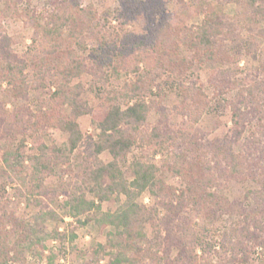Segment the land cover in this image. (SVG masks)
Listing matches in <instances>:
<instances>
[{"label":"rangeland","instance_id":"374dc122","mask_svg":"<svg viewBox=\"0 0 264 264\" xmlns=\"http://www.w3.org/2000/svg\"><path fill=\"white\" fill-rule=\"evenodd\" d=\"M140 1L148 2L149 0ZM20 2L18 14L2 17L0 26L9 39L12 56L23 62V74L17 82H22L25 87L20 93H16V90L10 92L11 86L5 79L0 78V113L12 123L16 114L22 118V121H27L28 118V123H34V128L26 131L25 135L18 132L14 138L6 136L0 139V146L8 142H13L14 146L19 145L21 139H24L22 148L24 156L43 155L42 162L48 165L50 170H43L42 174L32 176L34 162L30 159H25L22 166L10 170L4 167L0 150V173L3 169L6 170L4 176L6 185L3 191L0 190V197L3 196L9 201L7 212L19 219H30L31 222H35V215L41 211L50 209L54 212L53 218L47 219L44 224L36 221L37 225H35L39 235H42L43 230L53 232L57 229L62 237L47 242L49 250L57 255L54 264H96L97 261H99L98 264H107L113 257V253L118 249L122 250L123 247L127 248L126 255L130 256V262L127 264H152L148 258L141 257L142 252L140 251L148 247V243L139 242L137 233L142 230L151 239L155 234L152 225L157 223L156 226L161 229L160 219H164L166 211L163 207L157 206L155 198L148 191L139 195L134 203L148 211L157 206L159 212L154 218L157 221H144L133 225L129 238L126 235H119L123 229L117 230L106 222H98L99 215L93 212H84L78 216V220L74 219L68 215L69 211L64 204L70 194L76 192L78 195L79 191L74 189L78 188L84 179L83 175L86 173L84 169L87 168H84L85 164L92 167L96 161L106 164L112 160L107 150L97 156L92 154L90 147L91 143L96 140L98 130L92 123L90 110L112 103L115 97L116 102L123 103L122 94L124 92L134 94L131 103L134 99L144 98L149 102L150 107L146 120L138 129H134L133 126L127 127L131 139L135 142L131 152L126 155L125 160L119 166L124 180L128 182L132 180L133 162L138 160L145 164H154L159 169L156 174L158 183H162L168 193H174L178 198L181 196L188 198L190 181L203 176L201 165L199 167L191 155H194L197 161L198 156H201L200 159L205 160L203 165L207 166L209 162V168L205 169L210 175L213 174L218 183L213 186L212 190L219 191V195L224 196L229 202L243 203L245 208L254 206L252 195L249 194L248 197L247 194L251 190L260 189L261 186L249 178L246 180L229 178V168L224 165L225 162L220 158V153L229 145L234 153H239L243 149H248L249 145H252L251 141L258 139L256 147L259 149L251 155V159L259 160V163L260 157L264 155V138L260 137L258 130V127L264 130V120L258 119L257 115L256 120H250L252 122H247L248 124L242 127L243 133L240 140L236 141L229 137L233 126L231 102L236 104L240 96L239 91L252 84V81L261 80L264 76L262 69L264 68V4L261 5L260 12L255 13L252 9L238 6L230 0H160L161 6L160 8L156 6V9L163 11L165 20L172 24L173 31H176L175 37L178 39L177 47L170 49L172 59L177 58L175 51L181 50L185 56L193 54L182 42L184 35L190 33L195 36L209 13L218 7L221 10L218 12L219 21L216 23L221 24L219 35L220 39L226 42L222 49L227 57L217 61L210 59L203 63H195L189 70L185 69L186 72L179 79L189 86H197L202 95L206 97L208 107L198 122L191 127L194 138H189L188 142L174 139L167 144L168 148L163 153L151 154L145 149L146 138L153 132L157 133L154 129L161 119H163L160 123L161 128L178 126L183 117L177 111L184 110L185 106L180 94L170 83L169 71L159 62L163 61L159 48L154 50L152 46V40L156 37L157 27L160 25L158 14L150 16L148 8L146 14L144 11L141 12L142 9L139 12L134 11L135 14H130V11L122 7L118 0H84L81 3V8L95 10L97 18L101 19L100 24L105 25L103 36L109 43V49H113L114 44L125 48L122 51L121 65L113 68V65H116L114 63L110 67L100 66L98 68V64L93 63L92 60L98 56L94 49L100 47V40L93 38V33H91L93 28H84L81 48L75 45L65 46L64 51L73 50L77 57L88 61L86 70L70 80L67 86L71 92V98L78 105L87 107L86 112L77 119L85 144L81 145L80 149L69 152L67 151L68 135L56 125V122L52 126L49 124L51 123L50 116L68 114L71 107L68 103L60 105V101L52 97L60 82V78L56 75L55 63L44 65L38 59L40 56L46 58L55 45L53 41L45 42L37 47L36 54L33 43L36 31L30 17L33 16L32 13H46L45 0H20ZM6 3H13V0H0V9L5 8ZM153 3L155 2L152 0L151 5ZM23 9L28 11V15L23 14ZM115 9L127 11L128 16L121 17V22H119L105 14L106 11L113 13ZM104 16L108 17L110 23L103 20ZM80 23H82L81 20ZM34 53L35 58H33ZM68 56L70 55L66 57ZM53 57L60 56L55 54ZM36 64L39 65L36 66ZM227 80H229L228 85L223 86L222 82ZM260 104L264 106V99ZM27 109L30 111L26 114ZM39 109L41 112H38ZM9 125L12 124H8V128ZM190 139L195 140V146L192 145ZM185 156L188 157L184 163L185 169L179 174L174 173L170 168H181L180 163ZM217 157L218 160H216ZM84 159L88 163H84ZM215 161L216 164H214ZM261 171L263 168H257L258 173ZM21 179H25L27 189L22 186ZM46 189L51 191L46 193L53 200L50 201L47 195L45 196ZM57 191L60 192L57 193ZM92 197L91 193L85 192L87 200ZM27 198H30V201ZM117 199L123 201L124 196L115 194L112 200L102 202L101 212L115 211L119 204ZM239 221L240 215L236 212L224 213L214 220H206L192 209L187 208L182 209L179 217L175 218L172 230L175 229L177 233H181L182 228L201 230L203 226L208 227L210 232L205 234L212 236V264H226L223 262L225 253L222 251L220 241L224 237L222 235L228 234ZM160 231L159 239H162L165 230ZM166 241L167 246H170L169 257L171 259H175L180 250L189 248V245L180 246L179 241L170 242L165 239L164 244ZM252 251L249 264H261V248L256 247ZM42 253V259L37 261V264L48 262L49 251L45 249ZM195 253L200 255L202 250L196 248ZM163 254V250L158 251L159 256ZM30 260V263L26 264L35 262L33 258Z\"/></svg>","mask_w":264,"mask_h":264},{"label":"trees","instance_id":"16d2710c","mask_svg":"<svg viewBox=\"0 0 264 264\" xmlns=\"http://www.w3.org/2000/svg\"><path fill=\"white\" fill-rule=\"evenodd\" d=\"M83 1L45 0L46 13H32L33 16H29L33 20L32 25L36 31V38L33 40L36 50H34L35 53L37 54L38 52L37 47L45 42L53 41L55 45L52 48L53 51L51 50L46 58L40 56L38 59L44 65L51 62L55 63L56 75L60 78V82L52 97L58 99L61 103L60 105L68 103L71 107V111L68 114H57L55 117L50 116L51 123L49 124L52 126L56 122V125L68 135L67 151L69 152L78 150L81 145L85 144L77 119L81 114L86 112L87 107L85 105H78L71 98V92L67 89V86L70 80L86 70L88 61H83L85 59L77 57L73 50L64 51L65 46L70 45L72 47L75 45L81 48L84 28H93V32L91 31L93 38L100 40V47L94 49V52L98 56L92 60L93 63L98 64V68L100 66L110 67L114 63L116 65H113V68L114 66L121 65V59L123 58L122 51L125 48L123 46L117 47L114 44L112 45L113 49H109V43L103 36L105 25L100 24L99 21L101 19L97 18L95 10L80 7ZM118 1L122 7H126L127 11H130V14H135L134 11L139 12L141 9V12L144 11L146 14V9L148 8L151 14L150 16L158 14L160 18L158 20L160 21V25L157 27L156 37L152 40V46L154 50L159 48V52H161L160 56L163 57V61L160 60L159 62L169 71L171 76L170 83L180 94L185 104L184 110L182 109L183 111L181 109L177 111L183 117L178 126L161 128L160 123L163 121L161 119L159 125L154 129L157 133L153 132L152 137L149 136L146 138L144 143L146 150H149L151 154L163 153L168 148L167 144L170 141L179 139L188 142L189 138L195 137L191 127L198 122L208 107V101L202 95L200 89L195 85L189 86L185 84L179 78L195 63H203L210 59L217 61L227 57L226 52L222 49V46L226 42L220 39L221 36L219 35V27L221 24L216 23V21H219L218 12L221 9L218 7L209 13L195 36H192L190 33L184 35L182 42L193 54L191 56H185L181 50L175 51L177 58L172 59V51L170 49L177 47L176 42H178V39L175 37L176 31H173L172 24L165 20L163 11L156 9V6H158L157 8L161 6L160 0H153L155 2L153 5H151L152 0H149L151 3L140 0ZM230 2L243 8L252 9L255 13H259L262 9L261 5L264 4V0H230ZM20 4V0H13V3H6L5 8L0 9V21L4 16L18 14ZM22 12L28 15V11L25 9ZM126 12L115 9L113 13L106 11L105 14L121 22V17L128 16ZM80 20L82 23H80ZM103 20L110 23L107 16H104ZM96 29L98 31H94ZM139 42L142 43V41ZM9 46V39L0 26V78L5 79L8 85L11 86L12 89L10 88V92L16 90V93H20L25 86L22 85V82L18 83L17 80L23 74L24 65L21 60L12 56ZM35 53L33 54V58L36 57ZM53 54H58L60 57L54 58ZM67 55L70 56L66 57ZM262 69L264 75V68ZM228 82L229 80L223 81L222 85L227 86ZM135 92L137 91L135 90ZM239 92L240 96L236 104L231 102L230 106L233 126L229 137L236 141L241 139L243 133L242 127L252 122L250 120H256V115L258 119L261 118L264 120V106L260 104L264 99V76L261 80L252 81V84L244 87ZM133 98L134 94L130 95L128 92H124L122 94L123 103L116 102L115 97V99H112L114 103L101 105L95 110L89 109L92 115V123L98 130L96 140L91 143L90 148L92 154L97 156L107 150L112 160L106 164L96 161L92 167L86 164L84 165V168L87 167L84 169L86 172L83 175L84 179L81 185L74 189L75 191H79L78 195L74 191L75 193L70 194L64 203L69 211L68 215L78 220L77 218L80 214L93 212L99 215L98 222H106L117 230L120 228L123 229V232L119 235H126L129 238L133 225L144 221H157L154 218L158 216L159 211L157 206L159 205L166 211L164 219H160L162 223L161 229L165 230V234L162 239H159L158 233L161 232V229L156 226L157 223L152 225L154 226L155 234L151 239L140 230L137 233L139 242L148 243V247L141 249V257L148 258L152 264H212V236L205 234L206 232H210L209 228L203 226L201 230H193L188 227L187 230L182 228L180 230L181 233H177L175 229L172 230V224L175 218L179 217L182 209L187 208L188 210L192 209L197 215L204 217L206 220H214L224 213L236 212L240 215V221L232 227L228 234L224 233L222 235L224 237L220 241L222 251L225 253L223 262L226 264H249L252 250L260 247L262 255L261 264H264V164H259L264 163V155L260 157L259 163V160L251 159V155L259 149L256 147L259 140L254 139V141H251L252 145H249L248 149H243L239 153H234L230 145L222 149L220 153V158L224 159V165L229 168V178L238 180L242 178V180H246L249 178L253 181L255 180L254 182L261 186L260 189L256 191L251 190L247 194L248 197L252 195L255 202L251 208H245L243 203L237 201L229 202L224 196L219 195V191L212 190L213 186H216L218 183H216L217 181L213 174L210 175L205 169L209 168V162H207V166L206 164L203 165L205 160L200 159L202 158L201 156H198L199 160L197 161L195 156L191 155V158L198 166L201 165L203 176L200 179L193 178L190 181L188 198L182 196L178 198L174 193H168L164 185L158 183L156 180V174L159 169L154 164H145L138 160L133 162V178L128 182L123 179L122 171L119 167L121 162L125 160L126 155L131 152L135 142L131 139L130 131L127 127L133 126L134 129H138L146 120L150 110L149 102L146 99H134L131 103ZM29 111L27 109L25 113L27 114ZM38 112H41V109ZM8 124L12 125H9L8 128ZM33 124L28 123V118L27 121H22V118L18 114H16L15 120L12 123L0 113V139L6 136L14 138L18 132L25 135L26 131L34 128ZM258 130L260 137L264 138L262 137L264 130L260 127H258ZM190 141L192 145H196L194 139H190ZM24 142L25 140L21 139L19 145L14 146L13 142H8V144L4 143L0 146L1 160L3 161L4 167L13 170L17 166H22L25 159H30L34 162L32 176L42 174L43 170H50L48 165L42 162L43 155L33 157L24 156L22 149ZM217 155L219 157V153ZM218 157L216 160H218ZM187 158L186 156L182 158V162L180 163L182 165L181 168L171 167L170 169L177 174L183 172L182 170L185 169L184 163ZM83 162L88 163L85 159ZM176 164H178L177 160ZM214 164H216V161ZM257 168H263V171L258 173ZM5 172L6 170L3 169L0 173V181H3V183H0L1 191L4 190L6 185L4 178L6 175ZM21 182L22 186L27 189L25 179H21ZM87 191L93 196L90 200L85 198V192ZM144 191H148L156 200L157 206L152 207L150 211L134 203L136 198ZM46 192L51 191L46 189L44 193L50 201L53 200ZM59 192L57 191V193ZM31 193L33 194V191ZM115 194L124 196V200L119 201L117 199L119 204L115 211L101 212V203L112 200ZM4 198L3 196L0 197V264H26L27 262L30 263V259L32 258L35 261L33 264H37V261H41L43 256L42 251L45 249L49 251L47 264H54L57 255L52 250H49L47 242L55 241V239H61L62 237L57 229H54L53 232L43 230L41 231L42 235H39L38 229L35 226L37 225L36 221H41L44 224L47 219L53 218L54 212L50 209L41 211L35 215V222H31L30 219H19L7 212L6 208L8 207L9 201ZM27 200L30 201V198H27ZM127 238L126 241H128ZM165 239L170 242L179 241L180 246L184 247L185 245H189V248L182 249L183 251L180 250L179 255L175 259H171L169 257L170 246H167V241L164 244ZM232 239L234 240L232 241ZM125 248L116 250L107 264L129 263L130 256L126 255L127 248ZM196 248L202 250L200 255L195 253ZM161 250H163L164 254L159 256L158 251Z\"/></svg>","mask_w":264,"mask_h":264}]
</instances>
